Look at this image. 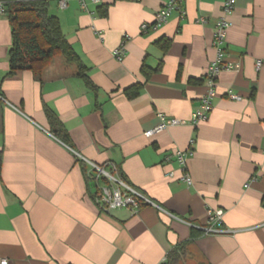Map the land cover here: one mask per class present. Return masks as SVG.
I'll return each instance as SVG.
<instances>
[{
    "label": "crops",
    "instance_id": "crops-1",
    "mask_svg": "<svg viewBox=\"0 0 264 264\" xmlns=\"http://www.w3.org/2000/svg\"><path fill=\"white\" fill-rule=\"evenodd\" d=\"M224 1L182 0L181 12L142 34L167 0H85L84 9L78 0L63 8L48 0L93 88L60 55L39 75L6 76L11 34L0 11V262L161 264L221 210L222 232L191 241L187 262L264 264V0H236L224 44L234 68L218 75L208 119L190 123L206 92ZM162 38L170 40L164 55L155 46ZM122 44L126 56L117 62L112 52ZM160 60V71L145 79L142 65ZM137 84L139 95L128 99ZM45 108L68 133V146L50 132ZM158 113L184 124L146 138ZM176 150L192 152L190 186L174 158L165 160ZM91 166L114 167L157 208L101 211L86 176Z\"/></svg>",
    "mask_w": 264,
    "mask_h": 264
},
{
    "label": "trees",
    "instance_id": "trees-1",
    "mask_svg": "<svg viewBox=\"0 0 264 264\" xmlns=\"http://www.w3.org/2000/svg\"><path fill=\"white\" fill-rule=\"evenodd\" d=\"M47 2L48 0H0V10L8 21L11 34L6 76H11L18 71H31L35 75H39L54 56L60 55L67 63L75 65L77 77L82 79L88 87L93 88L92 83L86 76V68L63 36L58 19L48 14ZM97 13L102 17H106V7H97ZM155 46L164 55L169 49L170 40L162 38L155 43ZM161 66V60L155 68L151 69L143 64L141 73L145 79H148L152 74L160 71ZM199 82L198 80H189L190 84H198ZM141 88L142 85L137 84L127 89L125 91L126 97L130 100L136 98ZM44 113L52 135L68 146L70 143L68 133L56 115L47 108L44 109ZM1 160L2 155L0 152V172ZM116 175L123 183L128 185L120 172L116 171ZM86 176L91 183L94 191L93 195L95 196L97 190L96 184L93 182L94 174L92 170L88 171ZM100 181H97V183H100ZM202 235H204L202 229L197 232L192 230L190 239L176 245L169 251L161 264H179L187 257V246L190 242Z\"/></svg>",
    "mask_w": 264,
    "mask_h": 264
},
{
    "label": "built area",
    "instance_id": "built-area-1",
    "mask_svg": "<svg viewBox=\"0 0 264 264\" xmlns=\"http://www.w3.org/2000/svg\"><path fill=\"white\" fill-rule=\"evenodd\" d=\"M78 1L81 7L84 9L85 0ZM90 1L95 5H98L100 3V0ZM181 2L182 0H167V2H165V4H163L162 7L156 12L152 24L141 25L140 32L142 34H145L148 30L157 31L158 29L162 28L167 23L172 13L181 12ZM235 2L236 0H225L222 3V17L216 20L213 24L214 35L212 45L216 51V55L214 60L209 64L204 77V81L206 83V92L201 98L198 108L194 110L190 116V123L193 126L205 122L208 119V116L212 110L213 101L216 97L215 83L218 75L222 72L231 71L234 68L233 64L225 59L224 44L225 33L230 28V22L226 19V17L229 16L233 11ZM59 4L62 8L65 7L66 0H60ZM199 22L204 23V20L201 19L199 20ZM125 56L126 50L123 44L112 52V57L117 62H121ZM259 67L260 63L258 62L256 64V69H258ZM225 96L227 99L236 102H239L242 99L240 95L235 94L231 91H227ZM156 118L158 120V124L154 128L144 132V136L146 138H150L153 135L164 131L168 127H176L184 124V122L176 119L167 120L166 117L160 113L156 114ZM191 143L193 142L191 141ZM191 153V150L186 152L176 150L171 155L165 158L166 161L174 158L182 174L181 180L187 186H190L192 182L186 172L185 162L187 157L190 156ZM91 170L94 174L93 182L96 184L97 190L94 200L101 211L127 208L133 214L136 213L142 206H153L157 208L152 202L142 196L138 191L123 183L116 175V169L114 167H111L110 171H106L103 168L91 166ZM97 181H100V183H97ZM222 215L223 212L221 210L208 213V226L202 229L204 235H214L220 234L222 232L219 230ZM0 264H7V262L5 260H2Z\"/></svg>",
    "mask_w": 264,
    "mask_h": 264
},
{
    "label": "rangeland",
    "instance_id": "rangeland-1",
    "mask_svg": "<svg viewBox=\"0 0 264 264\" xmlns=\"http://www.w3.org/2000/svg\"><path fill=\"white\" fill-rule=\"evenodd\" d=\"M187 261V257H185L179 264H189Z\"/></svg>",
    "mask_w": 264,
    "mask_h": 264
}]
</instances>
